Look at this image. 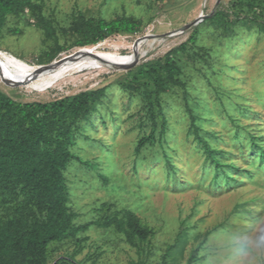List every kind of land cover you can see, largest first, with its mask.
Instances as JSON below:
<instances>
[{"label":"rangeland","instance_id":"rangeland-1","mask_svg":"<svg viewBox=\"0 0 264 264\" xmlns=\"http://www.w3.org/2000/svg\"><path fill=\"white\" fill-rule=\"evenodd\" d=\"M33 1L40 2L44 15L55 20L64 50L50 63L42 62L54 41L27 23L32 18L28 12L21 19L9 17L8 28L22 33L4 32L0 57L45 67L85 57L86 52L131 55L136 44L142 46L131 64L104 63L53 85L0 76V91L18 102L51 103L106 88V96L96 105L94 124L82 126L73 148L93 166L71 162L66 171L70 204L79 213L78 223L111 211L133 210L155 235L140 243L138 250L123 234L92 226L80 235L88 241L76 255L77 264H187L197 248H201L198 264H264V168L258 161L253 164V157L243 156L249 152L251 135L264 144V28L249 18L230 25L207 20L217 12L232 11L233 0ZM75 13L107 20L132 16L144 26L137 34H115L96 45L79 47L74 36L60 31L72 25ZM196 29V49L185 56L183 65L186 89L174 87L163 96L167 140L136 155L139 140L151 126L141 96L121 83L129 70L163 58L187 42ZM187 104L198 117L203 136L213 148L227 153L222 160L237 167L229 171L232 181L214 180V166L190 133ZM56 246L53 262L77 248L73 241Z\"/></svg>","mask_w":264,"mask_h":264},{"label":"trees","instance_id":"trees-1","mask_svg":"<svg viewBox=\"0 0 264 264\" xmlns=\"http://www.w3.org/2000/svg\"><path fill=\"white\" fill-rule=\"evenodd\" d=\"M263 1L233 0L232 11L217 12L212 18L208 16L207 20H223L230 25L234 20L249 18L264 28ZM28 12H31L32 18H28L27 23L42 29L46 40L54 41L51 51L42 60L43 63H50L64 47L59 44L55 20L44 15L40 2L0 0V38L6 30L14 35L21 34L19 28H8V20L9 17L21 19ZM249 14L254 16L250 18ZM143 26L142 20L132 16L120 15L107 20L75 13L72 25L60 31L74 36L75 45L86 47L115 34H137ZM197 42L196 29L187 42L169 51L163 58L129 70L127 79L121 83L125 90L141 96L145 118L151 126L150 133L139 140L136 155L147 146L162 145L167 140L168 118L163 96L174 87L186 89L183 78L185 56L195 51ZM105 96L106 88H100L51 103L18 102L0 91V264H77L76 255L88 241L87 237L80 235L92 226L123 234L127 243L138 250L141 249L140 243L154 237L155 231L144 224L133 210L111 211L97 220L78 223L79 213L71 207L66 176L68 167L73 161L93 166L75 154L73 148L78 134H82V126L94 124L93 117L98 112L96 105ZM187 114L190 133L214 166V180L232 181L229 171L237 170V167L231 162H224L222 158L227 153L213 148L210 139L203 136L198 117L189 104ZM248 141L249 152L243 156L253 157V164L258 161L259 166L264 168V144L252 135ZM167 163L171 172L174 171L169 158ZM106 207L102 205V209ZM68 241L75 242L76 250L53 262L51 258L56 249L52 247ZM199 249L192 251L187 264L199 263Z\"/></svg>","mask_w":264,"mask_h":264},{"label":"bare ground","instance_id":"bare-ground-1","mask_svg":"<svg viewBox=\"0 0 264 264\" xmlns=\"http://www.w3.org/2000/svg\"><path fill=\"white\" fill-rule=\"evenodd\" d=\"M134 48V53L126 56L120 55L121 53L118 54L112 52H96L94 53V55L89 52H86L84 53L86 55L85 57L81 56L70 58L69 61H62L60 63H58V61L57 63L52 64L51 66L46 65L47 67L35 66L26 61L10 59L7 57H0V76L1 78L8 80L26 79L28 83H33L36 80H43L53 85L59 80L64 79L65 77H68L78 71L80 72L84 69L99 68L104 63L109 65L113 64L120 66L131 64L138 57V53L140 52L142 46H138L136 44Z\"/></svg>","mask_w":264,"mask_h":264},{"label":"water","instance_id":"water-1","mask_svg":"<svg viewBox=\"0 0 264 264\" xmlns=\"http://www.w3.org/2000/svg\"><path fill=\"white\" fill-rule=\"evenodd\" d=\"M199 22V21H198ZM192 25L188 26V27H191ZM47 67V66H46Z\"/></svg>","mask_w":264,"mask_h":264}]
</instances>
